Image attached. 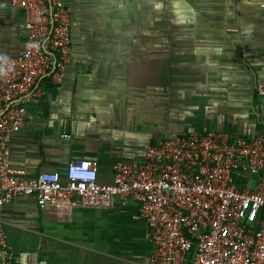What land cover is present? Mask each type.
Masks as SVG:
<instances>
[{"label":"crops","instance_id":"0c3cea01","mask_svg":"<svg viewBox=\"0 0 264 264\" xmlns=\"http://www.w3.org/2000/svg\"><path fill=\"white\" fill-rule=\"evenodd\" d=\"M260 2L65 0L71 64L27 105L33 121L12 137V164L32 177L92 160L97 182L111 184L115 163L140 161L148 145L177 134L264 138ZM22 21L0 0V64L21 51ZM0 215L12 264H147L152 251L131 198L44 217L33 198L17 197Z\"/></svg>","mask_w":264,"mask_h":264},{"label":"built area","instance_id":"2783aa9c","mask_svg":"<svg viewBox=\"0 0 264 264\" xmlns=\"http://www.w3.org/2000/svg\"><path fill=\"white\" fill-rule=\"evenodd\" d=\"M23 13V47L0 64V212L33 198L44 217L55 208L137 205L152 247L147 264H264V138L224 131L181 133L147 146L143 159L112 166L97 182V163L70 161L63 174L28 177L11 160L12 137L33 121L27 105L44 82L60 83L71 64V16L65 0H9ZM264 19V0L259 4ZM255 91L264 97V83ZM0 215V264H12Z\"/></svg>","mask_w":264,"mask_h":264},{"label":"trees","instance_id":"16d2710c","mask_svg":"<svg viewBox=\"0 0 264 264\" xmlns=\"http://www.w3.org/2000/svg\"><path fill=\"white\" fill-rule=\"evenodd\" d=\"M46 81H47V82H46ZM46 81H45V83H47V84H48V83H49V81H48V80H46ZM49 84H51V83H49ZM51 85H52V84H51Z\"/></svg>","mask_w":264,"mask_h":264}]
</instances>
